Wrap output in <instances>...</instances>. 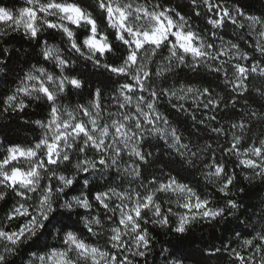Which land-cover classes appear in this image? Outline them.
<instances>
[{
  "label": "clouds",
  "instance_id": "1",
  "mask_svg": "<svg viewBox=\"0 0 264 264\" xmlns=\"http://www.w3.org/2000/svg\"><path fill=\"white\" fill-rule=\"evenodd\" d=\"M0 264H264V0H0Z\"/></svg>",
  "mask_w": 264,
  "mask_h": 264
},
{
  "label": "snow or ice",
  "instance_id": "2",
  "mask_svg": "<svg viewBox=\"0 0 264 264\" xmlns=\"http://www.w3.org/2000/svg\"><path fill=\"white\" fill-rule=\"evenodd\" d=\"M157 20H159V17H157ZM163 25L161 24V27H162ZM33 34H35V33H33ZM138 43V46H139V42H137ZM188 50H190V51H196L195 49H188ZM197 54H199V53H197ZM129 59H131V60H135V54H133L132 56H130L129 57ZM113 71H116V72H120L121 71V69H117V68H113L112 69ZM245 69L243 68V67H241L240 68V71L241 72H243ZM75 83V82H74ZM130 86V85H129ZM141 87H143V85H141ZM23 90V89H22ZM45 91H47L46 89H45ZM97 97L99 98V97H102V93H97ZM125 98H127L126 96H125ZM100 101L98 100V103H99ZM121 106H123V105H121ZM81 107H83V106H81ZM87 109L85 108V109H83V114L84 115H87ZM125 119H127V117H125ZM112 123H113V125L115 126L113 129H111V131H115V132H117L118 134H120L121 136H123L124 135V133H122L121 132V129H124L125 128V126L123 125V124H121L120 123V121H118V120H113L112 121ZM65 126L67 127L68 125L67 124H65ZM139 126V125H138ZM73 131H79L80 133H82V134H84V135H87V129L85 128V126H84V124L82 123V122H77L76 124H75V127H74V129H73ZM108 131H110L106 126L103 128V133L105 134V135H107V133H108ZM93 138L92 137H89V140H92ZM10 151L11 152H13V154H14V149H10ZM255 152H256V154L257 155H261L262 154V150L259 148V147H255ZM22 154V153H21ZM50 155H51V153H50ZM243 163H247V164H254L255 162L254 161H251V160H249V159H247V158H245V160L244 161H242ZM102 163H103V161H102ZM230 183V182H229ZM148 203H150V200L148 201ZM197 207L198 208H200V207H205V205L204 204H202V203H198L197 204ZM205 214V216H209V215H213L214 213H210V212H205L204 213ZM140 215H142V212L139 210V209H137L136 211H135V216H140ZM128 221H132L133 220V215L132 214H129L128 216H127V218H126ZM120 223H121V225H123L124 224V219H121L120 220ZM138 239H140V240H144L145 239V237L143 236V235H141L140 237H138ZM238 259H242V257H238Z\"/></svg>",
  "mask_w": 264,
  "mask_h": 264
}]
</instances>
